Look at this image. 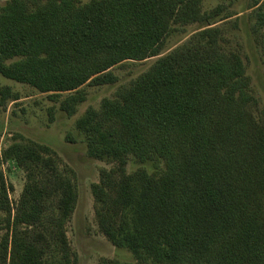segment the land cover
Listing matches in <instances>:
<instances>
[{
	"label": "trees",
	"instance_id": "obj_1",
	"mask_svg": "<svg viewBox=\"0 0 264 264\" xmlns=\"http://www.w3.org/2000/svg\"><path fill=\"white\" fill-rule=\"evenodd\" d=\"M0 75L57 98L67 116L84 87L115 85L112 71L159 57L75 123L90 158L111 168L92 184L100 232L134 262L264 264V121L241 55L203 0H4ZM254 32L264 55V10ZM221 18V19H220ZM204 25L162 55L176 27ZM0 86V105L21 100ZM26 176L13 206L0 171V264H77L67 225L76 177L50 146L11 143L2 153ZM131 161L136 166L129 171Z\"/></svg>",
	"mask_w": 264,
	"mask_h": 264
},
{
	"label": "rangeland",
	"instance_id": "obj_2",
	"mask_svg": "<svg viewBox=\"0 0 264 264\" xmlns=\"http://www.w3.org/2000/svg\"><path fill=\"white\" fill-rule=\"evenodd\" d=\"M92 0H79L86 4ZM0 0V4H4ZM220 7L221 18L214 26L223 31L224 46L241 55L252 78V88L259 106L256 115L264 121V55L260 42L254 32L258 8L264 0H203V10L211 12ZM220 18V19H221ZM204 25L193 24L178 26L167 39L162 55L170 53L188 41ZM159 57L143 62L128 61L112 71L118 76L115 85L103 87H84L87 100L78 107L77 114L67 116L60 110V102L69 94L63 93L57 98L51 94H42L28 85H21L0 75V86H10L21 95V100L8 105H0V171L9 189V198L14 206L19 200L26 176L14 162H4L2 153L11 143L34 141L53 148L62 158L63 163L73 170L79 191V200L73 217L67 225V235L71 247L78 257L77 264H100L103 259H120L134 262L133 255L125 249H118L100 232L96 216L95 201L91 186L99 182L100 171L111 168L106 162L90 158L84 136L75 127L76 120L89 107L100 108L104 98H113L116 91L127 86L146 73ZM136 166L131 161L128 167L132 171Z\"/></svg>",
	"mask_w": 264,
	"mask_h": 264
}]
</instances>
